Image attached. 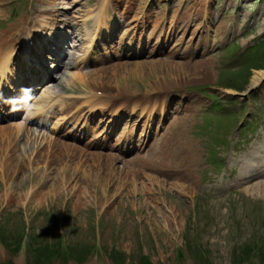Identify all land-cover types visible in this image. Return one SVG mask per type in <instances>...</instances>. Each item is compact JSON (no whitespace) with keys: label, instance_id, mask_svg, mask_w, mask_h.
Wrapping results in <instances>:
<instances>
[{"label":"rangeland","instance_id":"obj_1","mask_svg":"<svg viewBox=\"0 0 264 264\" xmlns=\"http://www.w3.org/2000/svg\"><path fill=\"white\" fill-rule=\"evenodd\" d=\"M61 2L0 0V51L9 44L11 53L21 51L23 36L30 32L33 40L29 56L34 58L39 52L37 45L44 44L41 32H37L41 25L49 28V22L55 26L60 20L57 25L60 35L69 34L71 28L77 32L74 25L99 16L101 4L110 24L119 21L112 29L114 42L127 46L134 39L143 42L146 49L129 50L124 54L126 57L106 64L64 69V75L70 73L72 79L66 91L61 92L62 97L55 101L75 97L77 104L83 101L87 104L83 94H94L97 90L104 93L99 100H108L99 101L97 106L120 111L127 108L123 97L140 96L142 107L148 108L145 113L159 112V119L180 108L184 103L182 96L195 106H200V99L206 102L198 115L189 105L190 113L185 111V115L179 114L163 124L162 132L169 128L163 138L184 126V135L194 142L195 148L188 141H179L176 154L169 157L173 147L169 145L165 160L169 166L165 167L153 151V139L146 147L147 153L142 152L145 161L140 160L139 164L128 163L137 151L123 156L116 154L118 159L111 164L115 169L113 177H99L105 182L103 186L95 187L85 181L76 183L91 194L90 201L85 202L63 192H59L60 197L52 196L51 176L37 171L47 169L52 154L58 157L59 153H72L71 160L79 156L77 144L66 136L59 137L54 123H48L47 129L30 124L23 132H5L13 137L19 135L21 145L19 148L17 140L9 144L12 155L5 149L8 146L0 151V264H46L38 255L50 259L54 252L58 257L53 264H234L237 254L243 255L242 264H263L264 192L246 188L264 182V83L255 91L258 98L252 103L253 109L251 103L248 106L261 117V130L255 135L250 131L239 133L237 123L243 120L241 115L238 121L236 116L231 119V132L217 133L214 129L212 133L204 132L201 112L211 106V101L197 88L210 86L219 96L223 91L238 93L223 88L240 89L243 82H246L243 93L252 88L254 72L264 69V42H260L264 37V0ZM53 6L60 9L54 7L51 12ZM52 14V20L45 18ZM41 17L47 23L36 22ZM100 31L103 34L105 30ZM119 38L124 40H115ZM200 45L203 48L197 54ZM232 45L235 49L226 53ZM191 46L195 54L188 55ZM253 46L262 51L258 57L262 60L254 61L253 51L244 64L243 59H248ZM185 51L187 54L183 55ZM238 64L242 68L235 69ZM232 66L235 71L224 70ZM136 72L142 73L141 76L135 77ZM85 74L89 75L87 81L80 79ZM252 93L250 98H254ZM178 99L180 103L175 104ZM242 102L247 113L248 101L239 99L232 109L223 104L228 113L236 115ZM224 140L229 144L221 143ZM56 141L63 145H55ZM36 149L42 152L38 159L33 155ZM187 157L192 171L179 163V159ZM150 159L157 160L159 166L155 163L147 168ZM187 162L188 159L183 160V164ZM82 163L89 167L87 160ZM59 168L58 163L55 171ZM175 169L180 171L172 172ZM251 175L254 177L243 181ZM12 248L16 249L13 256L8 250Z\"/></svg>","mask_w":264,"mask_h":264},{"label":"bare ground","instance_id":"obj_2","mask_svg":"<svg viewBox=\"0 0 264 264\" xmlns=\"http://www.w3.org/2000/svg\"><path fill=\"white\" fill-rule=\"evenodd\" d=\"M53 9H54V7L51 8L50 11L53 12L54 11ZM45 18L47 20H52L51 16L49 18H47L45 16ZM37 21H43V22L47 23L44 20L43 17H41L40 19L38 18L36 20V22ZM48 26H50V25H48ZM103 28H105L104 24H103ZM75 29L77 30L78 28L75 27ZM53 30L54 29H51V34L53 33ZM70 30H72V34L74 33L77 36V33L74 32L72 28ZM103 33L106 34L105 31ZM51 34H48V35H51ZM100 34H101V31H99V30L94 31L92 33V35H93L92 36V40L94 41L95 38H97ZM29 36L31 37V34H29ZM75 38L76 37L74 35H71V34H70V36H64L63 38H61V40L64 41V45L61 47L62 50H64V48L66 46L68 47L70 45H71L72 49H78V45L76 43H74ZM108 39H109L108 41H113V39H114L113 35H110V37ZM46 40L48 41V38ZM95 41L99 45H101L103 43V41L99 42L101 40L98 41L96 39ZM88 46L89 47L87 48L86 54L90 58H96L100 54L101 55H105L104 53L101 52V50H99L98 48L96 49L95 46H93L92 44H90ZM84 48L86 49V47H84ZM114 49H118V47H114ZM194 51H195V48H194L193 52ZM73 56L77 57L78 54L71 53V59H72ZM80 58H82V57H80ZM74 61H77V59L74 60ZM81 61L84 62L83 59ZM56 62H58V61H56ZM4 63L5 64H4L3 68H2L3 70L11 69L9 62H4ZM198 65H201V64H198ZM71 67H74V65H73V63L71 61H69L68 63H66L64 65L63 69H61V71H62L61 76H60L59 80H56V82L59 85V87H61L60 91H63L62 89H66L67 86H68V82H70V80L72 79V75L70 73L64 75V72H65L64 69H69ZM30 70H32V69H30ZM40 74H41V70H40ZM45 74L49 75L46 72H45ZM136 74L137 75L135 77H138V76H141L142 73L138 74L136 72ZM80 79H82L83 81H87L89 79V75L85 74L83 77H80ZM251 79H252L251 80L252 87L258 86L264 79V70L255 71ZM19 82H21V84L23 86H27V85L32 83V80L30 82L28 80L27 81L24 80L23 82L21 80H19ZM58 85H54V87L57 88ZM52 94H55V93H52ZM133 97H135V98H133ZM140 98H142V97H140V96L123 97L127 108L130 107L132 102H135L137 104H142L139 101ZM99 99H100V97H99ZM47 100H49V98L45 99V96H43L42 98L38 99L37 101L39 103H43L45 105L47 103ZM76 102H77L76 100L72 101L71 103L70 102L68 103L67 101H64L63 105H62L63 107L60 109L61 112L68 113L77 104ZM59 107H60V105H59ZM136 107H140V106H136ZM83 108L84 107H81L79 110H77L73 115L70 116V118L74 119V121H78V122L83 120V119H85V123L80 127V130L82 131V134H81L82 138L85 139L87 136L91 135L92 139L95 141L94 142L95 146L97 148H99V149L100 148H102V149L105 148V149H103V151H101V152H96V153H93V154H89L84 149H82L81 147L77 146L78 147L77 148V152L79 153V156H75V158H73V160L70 159L72 153H69V154L67 153V154H64V155L62 153H59L58 157L56 155L52 154V156L50 157V160H48L49 163L47 165V169L45 167V168H42V169H37V171L41 172L42 174L48 172L49 173L48 176H51V180L50 181H52V183H51L52 186L50 185V193H52V196L58 195L60 197L62 195L61 193L63 192V195L72 194L71 196H77L81 201L85 202L86 199H87V201H90V200H88V198H89V196H91V194H89V192L83 191V189L81 190V188H79L76 183L78 182V183L82 184V182L85 181L86 183H92L93 185H95V187L100 186V185L103 186L105 184V182L102 183V179L99 178V177L112 178L113 175H114V172H115L114 167L111 165L112 163L116 162V160L118 159V157L115 154L114 147L121 148V150L123 152V151H125L124 149H122V148H124L123 145H125V146L126 145H132V143H135L136 147L139 149L141 144H145V142H146L147 135H144V133H145V131L147 129V125H146V122H142V118H140L138 120L139 123H137V125H138L139 128L140 127L142 128V134L141 135H139L137 137H133L132 135H129V134H126V135H123V136L120 135V137L118 138L117 141H116V138L114 139L115 143H110L109 142L110 143L109 145H106V143L99 144L96 141H99L100 139H97V138L101 137L104 133L103 132H95L94 129H91L92 125L89 124V122L91 121L89 116L92 113L95 114V113L100 112V111H97L95 106H91V108L89 106L90 109L88 111H84ZM132 111L135 112V109L133 108ZM106 112H104L102 115L103 116H107ZM109 112H112V111H109ZM125 113H127V112H125ZM116 114L117 113H115V115ZM87 115H89V116L86 119ZM63 120H65V118H59L57 122L63 121ZM92 122H93V119H92ZM25 129H27L25 126L19 125V124H11L9 126L0 127V151L2 152L3 151L2 148H5V147L8 146V148H5V149H7V151H9V154H11L10 148H9V144L11 145V143L14 140L18 141V145H19V148H20L21 141H20L19 135H17L16 137H18V138H16L15 135L13 137L12 133L23 132ZM5 132H12V133H11V135H8V134H5ZM24 133H26V132H24ZM58 133H60V130L58 131ZM26 134H28V133H26ZM60 134H62V131H61ZM115 137H116V135H115ZM59 143L61 145H63L62 142H58V141L55 142V145L59 144ZM177 143H178V136L176 135L171 140H169V138L168 139H163L156 146L157 150H158V156L157 157L160 160L159 162L164 167H165L166 164L169 166V161H167V163H165V160H166V157H167L166 147H168L169 145L173 146L171 148V152L169 154V157H170L171 154H176V150H178V147L176 146ZM141 150L142 149H140V151ZM138 153L139 152H137V155L134 156V158H132L128 163H130L131 165H135V164L141 163L142 161H145L144 158L141 157L142 158L141 159L140 156H138ZM41 154H42V152H40L39 149H36L33 152V155H34V157L36 159H38V156L41 155ZM61 158H67V159L66 160H60ZM77 158H79V159H77ZM184 159L185 160L188 159V162L185 163V164H183V160ZM86 160L89 163V167L84 166L83 163H82V161L84 162ZM140 160H142V161L139 162ZM183 160L179 159L180 165H184V166L187 167V169L189 171H192L193 169L190 170L191 169V165H188L189 164V158L188 157L187 158H183ZM58 163H59L60 168H59L58 172H56L55 169H57ZM155 163L158 164V161L154 160V159H150V164L147 165L146 167L147 168H152L153 164H155ZM155 166H159V164L155 165ZM179 171H180L179 169H175L172 172H179ZM181 173L184 174V171L180 172V174ZM54 174H56V177L54 176ZM183 179L185 180V178H183ZM191 181H193V179ZM74 182H75V184L73 185ZM69 186H71V189H68ZM52 189H54V191ZM246 189H250L251 191L252 190L256 191L257 193H259V192L263 193L264 192V182L257 183L255 185L253 184V185L249 186ZM81 191H83V192H81ZM40 192H42V191L40 190ZM59 192H61V193H59ZM38 194H34V195H38ZM87 201H86V204L88 203Z\"/></svg>","mask_w":264,"mask_h":264},{"label":"trees","instance_id":"obj_3","mask_svg":"<svg viewBox=\"0 0 264 264\" xmlns=\"http://www.w3.org/2000/svg\"><path fill=\"white\" fill-rule=\"evenodd\" d=\"M262 60V59H261ZM246 82H243V84H242V86H241V88H240V90L241 89H243L244 88V84H245ZM233 87V86H232ZM234 88H236V87H234ZM238 257V258H237ZM240 258V259H239ZM242 261H244L243 260V255H239V254H237L236 255V259H233V263L234 264H242ZM262 261V263L264 264V258L261 260Z\"/></svg>","mask_w":264,"mask_h":264}]
</instances>
